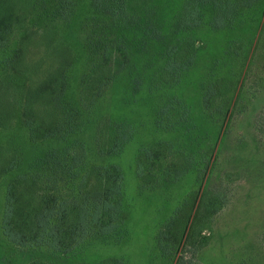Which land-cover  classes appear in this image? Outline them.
Returning a JSON list of instances; mask_svg holds the SVG:
<instances>
[{
  "label": "trees",
  "instance_id": "trees-1",
  "mask_svg": "<svg viewBox=\"0 0 264 264\" xmlns=\"http://www.w3.org/2000/svg\"><path fill=\"white\" fill-rule=\"evenodd\" d=\"M256 58L264 0H0V264H195ZM143 191L162 213L140 261Z\"/></svg>",
  "mask_w": 264,
  "mask_h": 264
},
{
  "label": "rangeland",
  "instance_id": "rangeland-1",
  "mask_svg": "<svg viewBox=\"0 0 264 264\" xmlns=\"http://www.w3.org/2000/svg\"><path fill=\"white\" fill-rule=\"evenodd\" d=\"M245 88L248 96L254 98L244 114L237 112L234 116L217 169L209 180L212 188L226 191L229 201L215 218L210 245L197 255L188 247L184 249L185 259L195 264H264V67L259 58L247 75ZM124 162L131 177L129 154ZM193 183L192 180L187 191L195 187ZM137 187L138 182L134 181L132 194ZM148 195L157 198L147 191L133 197L136 240L131 247H125V251L139 255L140 261L143 250H149L148 244L153 243L162 213L161 201L157 198L148 203L144 199Z\"/></svg>",
  "mask_w": 264,
  "mask_h": 264
}]
</instances>
